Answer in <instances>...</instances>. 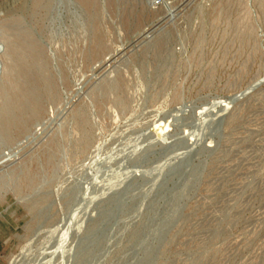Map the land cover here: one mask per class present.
Segmentation results:
<instances>
[{"label": "rangeland", "instance_id": "obj_1", "mask_svg": "<svg viewBox=\"0 0 264 264\" xmlns=\"http://www.w3.org/2000/svg\"><path fill=\"white\" fill-rule=\"evenodd\" d=\"M0 264H264V0H0Z\"/></svg>", "mask_w": 264, "mask_h": 264}]
</instances>
